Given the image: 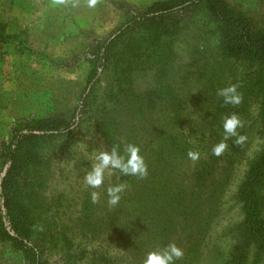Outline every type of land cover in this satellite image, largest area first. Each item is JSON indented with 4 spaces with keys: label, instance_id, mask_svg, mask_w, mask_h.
Here are the masks:
<instances>
[{
    "label": "rangeland",
    "instance_id": "374dc122",
    "mask_svg": "<svg viewBox=\"0 0 264 264\" xmlns=\"http://www.w3.org/2000/svg\"><path fill=\"white\" fill-rule=\"evenodd\" d=\"M153 1L100 0L95 8H88L86 0H79L76 7L54 5L52 0H0L6 34H16L0 41V150L16 125L51 111L69 114L78 103L94 46ZM238 1L256 11L261 6L260 0ZM261 9L264 12L263 5ZM181 18L183 29L171 37V71L163 83L169 94L177 95L173 102L186 105L178 115L182 122L192 121L190 126L170 122L168 96L143 122H137V116L133 121L117 119L118 126L103 130L101 121L87 113L76 131L43 143L33 179H20L36 222L32 239L43 250L44 264H143L149 251L163 249L164 242L155 244L153 236L155 226L165 223L173 227L169 241L181 248L189 243L195 253L194 258L183 256L175 264H221L235 244V227L243 217L235 194L249 163L264 147L256 101L250 102L245 113H238L244 126L237 131H244L246 142L235 153L227 148L213 164L206 188L199 189L190 217L194 226L188 236L182 211L176 214L163 204L168 192L181 195L191 191L192 171L199 160L191 161L187 152L198 151L200 158H206L213 142L223 139V134L203 136V126L212 116L208 107L215 84L226 82L230 74H242L247 67L232 59L222 61L202 9L186 12ZM154 79L150 68L136 77L134 89L146 90ZM108 133L110 139L105 136ZM172 135L177 136L172 149L179 150V157L167 164L163 156L157 157V148L160 137ZM128 143L139 146L148 167L145 179L158 195L156 201L147 203L141 218L128 215L130 208L107 203L109 186L125 184L121 199L127 196L131 189L128 176L107 170L98 189L86 186L83 179L101 145L119 146L123 154ZM1 171L0 164V177ZM29 181L33 182L30 187ZM93 191L100 193L98 203L91 200ZM132 220H136L134 225ZM2 236L0 231V264H25L11 241Z\"/></svg>",
    "mask_w": 264,
    "mask_h": 264
},
{
    "label": "trees",
    "instance_id": "16d2710c",
    "mask_svg": "<svg viewBox=\"0 0 264 264\" xmlns=\"http://www.w3.org/2000/svg\"><path fill=\"white\" fill-rule=\"evenodd\" d=\"M260 5L264 8V0H260ZM260 7L256 11L244 7L238 0L153 1L144 9L132 13L114 32L94 46L78 103L69 114L51 111L37 115L13 128L10 139L2 144L0 150V231L2 237L6 236L20 252L25 264L45 263L43 250L32 239L36 222L25 200V197L28 199V193L23 191L19 184L24 176L33 179L32 170L40 161L39 148L43 143L51 138L66 137L76 131L80 120L87 113L96 117L98 122L101 121L103 130L105 127L118 126L121 122L117 119L128 118L133 121L137 116V122H143L152 110L160 107L161 100L167 96L172 113L170 122L190 126L192 121L182 122L178 115L186 105L173 102L171 99L177 98V95L169 94L163 83V78L171 71L169 68L173 51L170 40L174 33L183 29L184 20L181 16L186 12L197 8L203 10L208 19L207 23L210 24L208 31L214 38L215 49L222 61L232 59L235 63L247 64L242 74H230L226 82L215 84V94L208 107L212 116L207 121V126H203V136L208 137L211 133L210 136L216 138L218 134H223L224 138V132H221L223 117L233 112L245 113L250 102L254 100L258 105L256 117L264 138V12ZM14 37L16 34H6V26L0 20V41L5 42ZM149 67L155 83L146 90L137 92L134 89V81L137 76L145 74ZM219 80L221 81V77ZM231 84L237 85V90L242 95V102L236 106L224 104L223 98L217 95L219 89ZM239 133L245 135L242 130ZM105 136L111 138L109 133ZM160 138L163 139L159 141L156 155L163 156L168 164L170 160L179 157V150L175 149V153L172 149L177 136ZM234 140L233 137L226 141L228 150L233 153L242 146L235 144ZM215 143L210 144L206 154L208 157L200 158L192 171L191 191L181 192V195L168 192L163 201L167 210L178 212L176 214L182 211L184 233L187 236L194 226L190 217L195 212L199 189L206 188L213 164L220 157L212 154ZM120 176L125 177L123 174ZM128 179L131 189L117 206L130 208L128 215L134 214L141 218L147 203L156 201L158 195L153 189L154 186L148 184L145 178L128 176ZM32 184L33 182L29 181L27 186ZM235 197L240 203L243 217L235 227V244L221 264H264V147L249 163ZM135 223L136 220H132L131 224ZM172 229L171 223L156 225L153 236L155 244L164 242L162 248L168 245ZM182 249L186 259L194 258V249L189 243L184 244ZM186 259L183 262H186Z\"/></svg>",
    "mask_w": 264,
    "mask_h": 264
},
{
    "label": "clouds",
    "instance_id": "9594fccd",
    "mask_svg": "<svg viewBox=\"0 0 264 264\" xmlns=\"http://www.w3.org/2000/svg\"><path fill=\"white\" fill-rule=\"evenodd\" d=\"M100 0H86L88 8H95ZM54 5L73 7L78 6L79 0H52ZM238 86L235 84L218 90L217 95L223 98V103L228 105H239L242 102V95L238 92ZM244 126L243 121L235 112L223 117L224 138L212 147V154L219 157L224 154L228 148L227 140L235 138L234 143L243 145L247 137L240 134L237 130ZM101 150L95 156V162L91 166V170L87 171L83 176L86 186L92 189H98L102 186L107 170L114 169L125 176H134L139 179H144L148 175V167L144 157L140 154L138 145L128 143L123 148L121 154L119 146L101 145ZM188 158L196 162L200 158L198 151L189 150L187 152ZM125 184H116L107 188V203L110 207L116 206L121 200V194L125 191ZM91 200L93 203H98L100 200V193L91 192ZM184 250L175 242H170L163 249L149 251L143 259V264H175V261L182 259Z\"/></svg>",
    "mask_w": 264,
    "mask_h": 264
}]
</instances>
